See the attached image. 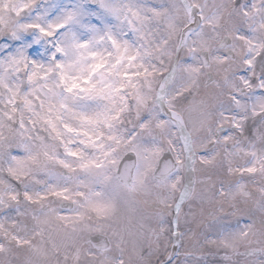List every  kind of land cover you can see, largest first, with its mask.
<instances>
[{
  "label": "snow or ice",
  "instance_id": "1",
  "mask_svg": "<svg viewBox=\"0 0 264 264\" xmlns=\"http://www.w3.org/2000/svg\"><path fill=\"white\" fill-rule=\"evenodd\" d=\"M0 264H264V0H0Z\"/></svg>",
  "mask_w": 264,
  "mask_h": 264
}]
</instances>
